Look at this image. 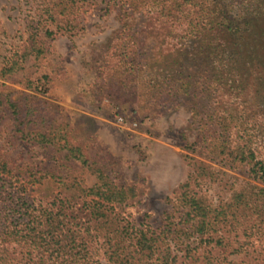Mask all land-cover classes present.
I'll return each instance as SVG.
<instances>
[{
    "label": "rangeland",
    "instance_id": "obj_1",
    "mask_svg": "<svg viewBox=\"0 0 264 264\" xmlns=\"http://www.w3.org/2000/svg\"><path fill=\"white\" fill-rule=\"evenodd\" d=\"M48 7V0H0V161L34 184L30 198L43 204L70 198L78 184L92 187L102 175L135 191L126 203L112 205L114 213L125 224L158 232L180 186L189 183L224 213L211 233L221 244H201L196 256L209 252L218 264H264V181L219 149L193 146L200 130L215 145L228 140L236 146L244 129L264 162V116L253 107L256 99L243 103L231 82H206L208 95L193 83L190 95L160 89L147 98L149 87L168 85L162 79L174 72L173 30L146 35L137 92L131 95L129 84L112 82L104 68L117 59L113 50L124 42L125 25L146 28L153 12H129L126 20L112 2L86 0L74 19L78 28L66 32L59 17L47 19ZM200 62L189 57L185 72L195 75ZM43 87L46 94L39 92ZM248 93L254 95L253 87ZM9 104L19 111V133ZM194 116L205 125L197 127ZM178 256V264H187Z\"/></svg>",
    "mask_w": 264,
    "mask_h": 264
},
{
    "label": "trees",
    "instance_id": "obj_2",
    "mask_svg": "<svg viewBox=\"0 0 264 264\" xmlns=\"http://www.w3.org/2000/svg\"><path fill=\"white\" fill-rule=\"evenodd\" d=\"M85 1L48 0L49 7L44 13L51 22L59 17L65 31L72 32L78 28L74 19ZM107 2L119 6L126 20L130 18L129 12H153L146 28L131 29L125 25L124 42L113 50L117 59L109 68H104L113 77L112 82H127L125 89L131 95L137 92L135 82L139 81L143 67L141 49L148 38L146 35L174 32L177 45L174 46V72L162 79L174 85H153L147 89V98H153L155 93L159 95L160 89L167 95H190L193 83L198 86L199 94L208 95L210 87L206 82H231L237 98L243 103H255L256 99L259 105L253 107L264 116V0ZM155 23L156 28L152 26ZM36 24L40 26L41 22ZM44 33L52 34L47 29ZM189 57L201 61L195 75L185 72L184 62ZM10 69L13 68L7 71ZM248 87H253L252 97ZM39 92L46 94V87ZM9 108L14 130L19 133V111L13 104ZM193 122L197 127L205 125L195 116ZM201 131L193 145L196 150L219 149L228 158L250 166L254 179L264 181V162L257 160L244 129L237 136L240 144L236 146H230L232 142L228 140L215 145L213 138L207 141ZM33 187V183L0 161V264H99L100 260L105 264H178V253L187 264L198 263L200 258L205 264L219 263L208 256L209 252L202 254L203 257L196 256V250L205 243L221 244L222 240H216L211 233H216L222 224L219 221L224 213L212 209L192 191L189 183L180 186L172 211L165 216L158 232L125 224L114 213L112 205L126 203L135 196V191L133 187H117L102 175L92 187L78 184L76 196L55 198L45 204L30 198ZM239 197L244 199L242 195L236 198ZM194 243L197 246H192Z\"/></svg>",
    "mask_w": 264,
    "mask_h": 264
},
{
    "label": "built area",
    "instance_id": "obj_3",
    "mask_svg": "<svg viewBox=\"0 0 264 264\" xmlns=\"http://www.w3.org/2000/svg\"><path fill=\"white\" fill-rule=\"evenodd\" d=\"M119 121H120V122H122V121H123V119H122V118H119Z\"/></svg>",
    "mask_w": 264,
    "mask_h": 264
}]
</instances>
